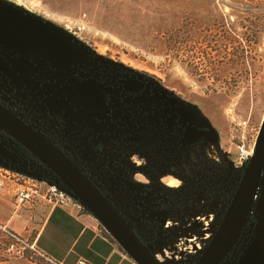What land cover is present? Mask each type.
Returning <instances> with one entry per match:
<instances>
[{
	"label": "rangeland",
	"instance_id": "rangeland-1",
	"mask_svg": "<svg viewBox=\"0 0 264 264\" xmlns=\"http://www.w3.org/2000/svg\"><path fill=\"white\" fill-rule=\"evenodd\" d=\"M1 1L62 35L71 47L68 58L55 55L53 62L49 52L47 55L38 50L0 46L2 54L12 61H23H17L22 78L18 93L6 86L11 98L22 102L25 108L16 106V110L27 119L26 115H43L46 106L41 103L49 91L44 87L47 81L42 74L51 66L61 70L65 67V71L71 68L82 75L97 73L112 100H130L129 110H122L118 101L111 102L114 112L110 118H104V110L98 114L77 112L74 120L69 118L62 123L54 120L50 123L52 129L46 127V122L31 123L55 141L61 131L77 140L82 150L66 149L68 154L105 193L160 263L193 264L212 236L232 193L238 145L252 151L264 115V0ZM36 55L44 56L50 64L37 62L35 66L31 61ZM122 71L147 79L142 92L122 94L115 89L114 76ZM5 84L1 78L0 86ZM134 100H162L165 112L176 115L179 127L188 122L195 131L205 130L194 137L193 143L208 148L210 173L217 179L212 192L199 194L193 203L185 200L190 204L177 202L168 194L167 200L160 203L162 207L150 206L154 202L145 205L137 184L141 178L138 153L128 150L132 143L137 146V140L117 144L125 153L111 148L106 140L101 143L105 152L98 146L94 148L91 139L108 131L120 142L125 141L120 139L124 132L137 138V127L129 126L131 119L126 117L139 112ZM156 104L160 106L159 101ZM198 152L202 164L203 150L194 154ZM123 154L124 163L120 159ZM0 156L9 162L4 166L0 163V264H61L35 244L37 230L48 213L46 209L14 206L16 189L24 184L28 172L37 171V162L20 148L7 149L3 139ZM130 161L134 162L133 168L123 166ZM127 174L135 178V184L122 179ZM96 221L97 230L106 233L125 253ZM253 248L264 249V199L255 203L228 264H239L243 254ZM80 261L88 263L81 259L77 264Z\"/></svg>",
	"mask_w": 264,
	"mask_h": 264
},
{
	"label": "flooded vegetation",
	"instance_id": "flooded-vegetation-1",
	"mask_svg": "<svg viewBox=\"0 0 264 264\" xmlns=\"http://www.w3.org/2000/svg\"><path fill=\"white\" fill-rule=\"evenodd\" d=\"M34 51V50H30ZM40 51V50H38ZM41 52V51H40ZM2 54V52L0 51ZM50 53V52H49ZM71 53V52H70ZM66 55L54 54L50 53L47 55L52 56L51 60L56 61L54 58L55 55H60L61 58H68ZM5 56L12 67L17 72V78L13 80L7 74H5L2 70H0V77L2 80H5L6 84L4 86H0V103L6 106L10 111H12L15 115L19 118L24 120L26 123L30 124L35 129L41 131L45 134L53 143L58 145L66 154H68V149L70 152H80L82 149L79 148L77 145V140H71L70 136L67 137L66 133H58L59 140L55 141L41 128L37 127L35 124L39 125L38 123H42V125H46L47 128H54L53 125H50L52 121H63L73 119L76 117L75 114L77 112L89 114V113H102L106 110L107 115L104 118L112 117L114 112V105L111 102L118 101V104L123 105L121 107L122 110H129V102L130 100H125V98H117L118 100H112L109 96L111 95L110 91L107 90L105 83L102 81V77L97 73L86 74L82 75L78 71H72V69L66 68L61 70L60 67L51 66V68L43 73L45 80L47 82L44 83V87L47 88L49 94L43 100L41 104H45V109L43 115H26L29 117H24L20 115V112L16 110V106L19 107L21 110H24V106L22 107L21 103L19 104L18 100H13L11 98V94L9 89L6 86H10V91L13 93H18L17 86L22 82L21 73L18 69V62H23L21 60L12 61V59ZM28 62V60H27ZM38 63H49L45 59L44 56L36 55L35 60H32L31 63L37 66ZM31 64V65H32ZM49 71V72H48ZM60 71L62 74H60ZM46 75V76H45ZM52 77V78H49ZM0 78V79H1ZM116 87L115 89L122 93V94H138L142 92L144 87L146 86L147 79L144 76L136 75L131 72L122 71L114 76ZM90 79L93 82H90L93 85L92 93L95 97H91L89 100H78V92L76 87H78L77 83L85 80ZM129 80L133 81L129 83ZM100 89L101 92V99L98 98V90ZM138 102V113L127 114V118L130 117L131 122H129V126L133 125L137 127V138L135 139L134 134L131 132H124L122 133L120 139L125 140L120 142L117 137H115L114 133L111 131L105 132L104 134L96 135L95 138L91 139L94 141V148L99 147L100 150L105 152V148L101 145V143L106 140L112 144L111 148H115L117 151H121L125 153V149L122 147H118L117 144L122 143L128 144L134 140H137V146L132 143V147L128 150L135 151L138 153V169L141 175V178L138 179V183L142 193V201L145 205H148L150 202H154L152 207H162L163 205L160 204L162 201L167 200L168 194L173 195V198L176 199L177 202L184 203L185 200L190 199L193 203V199L199 196V194H209L212 192L216 187V178L215 174L210 173L209 169V156H208V148L207 147H199L193 143L195 136H201L204 133V129L201 131H195L191 125L187 123H183L179 127V123L176 119V115L174 117L171 114L166 113V107L164 106L165 103L162 100H134ZM159 101L160 106L156 103ZM174 104L176 100H173ZM134 102V103H135ZM155 103V104H154ZM11 105V106H10ZM99 106V108H98ZM163 111V112H162ZM32 119V120H30ZM44 119V120H43ZM31 122H35L31 123ZM204 136V135H203ZM2 139L5 142L7 149L17 150L21 149L24 153L29 155L33 160H35L39 166L40 162L36 159L33 155H31L24 147H22L17 141H15L12 137L4 133L0 129V143ZM80 143V142H79ZM109 146V145H108ZM94 148L91 147V150ZM200 149L203 150L202 152V164L199 161V152L197 155L194 153L199 151ZM119 154V152H118ZM69 157H71L68 154ZM121 156V155H120ZM120 156L117 155L118 158ZM102 158L101 156H99ZM98 157V158H99ZM121 161L124 163V159L126 155L121 156ZM73 159V157H71ZM99 158V159H100ZM116 159V158H115ZM74 160V159H73ZM117 160V159H116ZM75 161V160H74ZM128 160H126L127 162ZM248 159L242 165H235V177L232 186V193L237 186L240 177L243 173V170L246 166ZM0 163L4 166L7 165L9 162L0 156ZM106 165H109L107 162H104ZM43 164V163H42ZM115 164V163H114ZM126 168H133L134 162H128V164H123ZM81 168V167H80ZM82 169V168H81ZM54 174V173H53ZM55 175V174H54ZM88 175V174H87ZM89 176V175H88ZM220 177V176H219ZM91 179V177L89 176ZM126 182L130 184H135L133 182L135 178L130 176L129 174L122 176ZM92 180V179H91ZM169 180H174V185H169ZM93 181V180H92ZM94 182V181H93ZM95 183V182H94ZM96 184V183H95ZM218 190L220 188V183L218 180ZM97 185V184H96ZM98 186V185H97ZM170 186L171 188H167ZM99 187V186H98ZM101 190V189H100ZM102 191V190H101ZM264 185L262 183V178L258 182L255 193L253 195V202L248 212V216L245 220L244 226L242 231L231 248L228 254L224 257V259L219 264H228L230 253L236 248V245L240 242V237L244 234L245 228L249 222V218L253 212L255 207L254 196L257 195L258 200L260 201L263 197ZM103 192V191H102ZM104 193V192H103ZM232 193L230 198L227 202V205L231 199ZM105 194V193H104ZM186 202V201H185ZM186 203H189L188 201ZM190 204V203H189ZM226 205V207H227ZM190 206V205H189ZM199 206V205H198ZM201 207V206H200ZM225 207V210H226ZM224 210V212H225ZM223 212V214H224ZM223 214L221 215L218 223L215 224L212 232L216 230ZM123 216V215H122ZM129 224V223H128ZM131 227V226H130ZM212 233V234H213ZM138 235V234H137ZM142 240V239H141ZM143 241V240H142ZM238 251L241 250V247L235 249ZM257 251H261L264 253L263 248H253L250 251L245 252L239 264H264V259L262 256H257ZM254 254V260L248 261V257ZM199 255V254H198ZM197 255V256H198ZM196 256V257H197ZM195 257V258H196Z\"/></svg>",
	"mask_w": 264,
	"mask_h": 264
},
{
	"label": "water",
	"instance_id": "water-1",
	"mask_svg": "<svg viewBox=\"0 0 264 264\" xmlns=\"http://www.w3.org/2000/svg\"><path fill=\"white\" fill-rule=\"evenodd\" d=\"M0 46L17 50H40L60 55L68 54L71 49L65 37L1 0ZM0 70L13 80L17 78V71L1 53ZM90 82L93 81L85 79L77 83L78 100L95 97L92 93L94 84ZM132 82L129 80V83ZM98 92V98L101 99L100 89ZM0 129L61 179L136 264H161L80 166L45 134L26 123L1 103ZM261 178L264 185V115L253 149L226 210L193 264H219L228 254L242 231L256 186ZM262 199H264V191ZM257 253L258 257L262 256L264 259L263 252L257 251ZM251 260H254V254L248 257V261Z\"/></svg>",
	"mask_w": 264,
	"mask_h": 264
},
{
	"label": "crops",
	"instance_id": "crops-1",
	"mask_svg": "<svg viewBox=\"0 0 264 264\" xmlns=\"http://www.w3.org/2000/svg\"><path fill=\"white\" fill-rule=\"evenodd\" d=\"M97 225L89 212L74 215L57 207L45 215L35 244L61 264H77L81 259L89 264H135Z\"/></svg>",
	"mask_w": 264,
	"mask_h": 264
},
{
	"label": "built area",
	"instance_id": "built-area-1",
	"mask_svg": "<svg viewBox=\"0 0 264 264\" xmlns=\"http://www.w3.org/2000/svg\"><path fill=\"white\" fill-rule=\"evenodd\" d=\"M243 144L238 145V159L236 165H242L250 155ZM24 184L14 193L15 209L27 205L32 209L47 212L60 207L69 213L79 215L87 212L85 205L71 192L66 184L54 175L44 164L40 163L36 172H28ZM254 201H258L257 195ZM81 264H88L80 261Z\"/></svg>",
	"mask_w": 264,
	"mask_h": 264
},
{
	"label": "bare ground",
	"instance_id": "bare-ground-1",
	"mask_svg": "<svg viewBox=\"0 0 264 264\" xmlns=\"http://www.w3.org/2000/svg\"><path fill=\"white\" fill-rule=\"evenodd\" d=\"M170 184H175V181H170ZM202 219V218H201ZM206 221V220H205ZM201 225V224H200ZM190 227V226H189ZM206 227V226H205ZM204 228V227H203ZM191 235V234H190ZM192 239V238H191ZM182 256V255H181ZM180 258V257H179ZM175 262V261H174ZM162 264V263H161ZM163 264H165V263H163ZM187 264V263H186Z\"/></svg>",
	"mask_w": 264,
	"mask_h": 264
}]
</instances>
